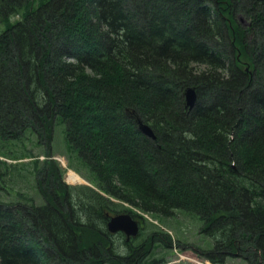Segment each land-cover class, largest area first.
Instances as JSON below:
<instances>
[{"label": "trees", "instance_id": "16d2710c", "mask_svg": "<svg viewBox=\"0 0 264 264\" xmlns=\"http://www.w3.org/2000/svg\"><path fill=\"white\" fill-rule=\"evenodd\" d=\"M1 24L0 150L47 151L11 157L40 200L2 191L0 264H138L151 243L114 249L113 198L198 214L215 264H264V0H0ZM57 123L95 186L64 180Z\"/></svg>", "mask_w": 264, "mask_h": 264}, {"label": "rangeland", "instance_id": "374dc122", "mask_svg": "<svg viewBox=\"0 0 264 264\" xmlns=\"http://www.w3.org/2000/svg\"><path fill=\"white\" fill-rule=\"evenodd\" d=\"M4 28L5 26L1 24L0 32ZM32 137L34 139L32 138L25 141L24 147L17 146L15 152H11V154L8 153V157L4 156L2 150H0L1 172L15 169L11 164L18 161L13 159L16 155H18V157H22L24 154L28 156L20 159L18 162H21L22 160L25 162H31L32 158H30V155L40 158L41 161L43 160L46 156L47 148L44 144L36 143V136L32 135ZM51 151L54 155L53 157L59 161L60 166L63 168V177L67 183L72 185L89 183L88 185L91 184V186H95L93 184L95 182L94 176L91 175L86 168L80 165L81 163H79V159L77 160L76 158L77 152L69 147L65 135L64 123H61L60 125L57 123L55 126L53 148ZM2 160L7 161V164H3ZM28 165L29 166L25 168L15 169L17 172L11 176L7 174L5 176L6 181H4L2 175H0L1 199L3 196L2 191L4 193H10V196H7L8 199H16V193L19 192V190H23L24 196H32L37 200H40L34 178V166L32 163H29ZM75 169H79L80 172ZM71 170L80 175L82 180L73 181L69 179V172ZM68 179L70 181H68ZM2 187L5 189H2ZM6 188L8 189V192ZM113 200L117 203V209L124 210L123 212H127V209H131L143 217H137L143 227L140 229L139 233L130 240L128 245L125 243L126 235L124 232L112 233L111 237L114 242V249L119 253H126L128 248L129 250L131 248L137 249L144 244L146 246H143V250L146 251L151 243L149 246L150 250H147L146 253L142 255L141 259H138L140 261L138 264H215L209 259L199 255L200 250L213 248L214 239L208 236L205 232H202L203 220L198 214L186 210L185 212L178 211L175 217L169 219L154 213L144 212L128 201H123L118 198H113ZM165 234L169 237V246H166L160 238ZM224 264L248 263L242 257L233 255L226 257Z\"/></svg>", "mask_w": 264, "mask_h": 264}, {"label": "water", "instance_id": "95a60500", "mask_svg": "<svg viewBox=\"0 0 264 264\" xmlns=\"http://www.w3.org/2000/svg\"><path fill=\"white\" fill-rule=\"evenodd\" d=\"M185 97L187 105L192 108L197 100L196 89L193 87L187 88L185 91ZM138 123L139 128L143 133L153 139L156 138V134L149 124L143 122L141 119H138ZM107 228L108 231L112 233L119 231L124 232L126 234V239L129 240L132 236H136L139 233L140 221L128 212L116 213L109 217Z\"/></svg>", "mask_w": 264, "mask_h": 264}, {"label": "bare ground", "instance_id": "6f19581e", "mask_svg": "<svg viewBox=\"0 0 264 264\" xmlns=\"http://www.w3.org/2000/svg\"><path fill=\"white\" fill-rule=\"evenodd\" d=\"M69 179L73 180V181H79L82 180V178L80 177V175H78L75 171L71 170L69 172ZM68 179V181H70Z\"/></svg>", "mask_w": 264, "mask_h": 264}, {"label": "flooded vegetation", "instance_id": "af4514ba", "mask_svg": "<svg viewBox=\"0 0 264 264\" xmlns=\"http://www.w3.org/2000/svg\"><path fill=\"white\" fill-rule=\"evenodd\" d=\"M130 242V241H129Z\"/></svg>", "mask_w": 264, "mask_h": 264}]
</instances>
